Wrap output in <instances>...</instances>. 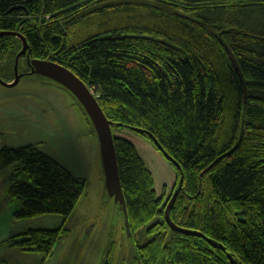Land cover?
Listing matches in <instances>:
<instances>
[{"label":"trees","instance_id":"16d2710c","mask_svg":"<svg viewBox=\"0 0 264 264\" xmlns=\"http://www.w3.org/2000/svg\"><path fill=\"white\" fill-rule=\"evenodd\" d=\"M6 54L68 68L112 130L155 138L178 164L168 160L176 180L157 197L135 145L113 135L128 229L151 233L135 263L232 264L228 253L264 264V0H0V61ZM14 164V214L65 220L84 179L33 143L0 148V166ZM174 190L170 219L218 246L167 224ZM64 231V221L29 228L15 243L44 262Z\"/></svg>","mask_w":264,"mask_h":264},{"label":"rangeland","instance_id":"374dc122","mask_svg":"<svg viewBox=\"0 0 264 264\" xmlns=\"http://www.w3.org/2000/svg\"><path fill=\"white\" fill-rule=\"evenodd\" d=\"M6 75L17 78L16 82H7L2 78ZM0 79V148L33 143L85 181L65 220L58 213L20 218L14 212L21 201L7 191L15 164L0 166V264H106V255L108 264H138L136 247L151 233L145 227L129 233L123 210L106 181L97 131L80 102L59 82L31 72L22 57L4 55ZM112 132L135 145L152 173L156 196L167 197L176 180L175 167L139 131L114 126ZM22 177L28 181L23 173ZM63 221L66 231L44 262L38 252L21 250L7 241L15 234H19L17 240L24 238L29 228H55Z\"/></svg>","mask_w":264,"mask_h":264},{"label":"water","instance_id":"95a60500","mask_svg":"<svg viewBox=\"0 0 264 264\" xmlns=\"http://www.w3.org/2000/svg\"><path fill=\"white\" fill-rule=\"evenodd\" d=\"M26 48V44L23 40V47L19 51V54L24 51ZM28 65L30 66V71L39 73L45 76H48L55 81L59 82L65 88H67L72 95L80 102L86 113L89 115L99 137L105 174H106V181L109 187L110 192L115 196V199L119 202L124 216L126 217V206L125 200L122 192V188L120 185L119 175H118V168L116 162V152L115 146L113 141V132L112 127L108 119L106 118L105 114L103 113L102 109L100 108L96 96L90 90V87L87 86L80 78H78L71 70L68 68L52 61V60H45V59H30L28 60ZM16 79H13V83L16 82ZM2 82V80L0 79ZM8 82V81H7ZM5 83V82H4ZM7 84V83H5ZM154 145L157 149L163 154V156L173 162L176 166L178 164L163 150L160 144L156 141L155 138L152 137ZM177 194V190H174L170 199L167 202V205L164 209V218L167 224L173 229L178 230L186 234H192L197 236H203L200 232L188 228H183L176 225L169 216V210L172 202L174 201ZM126 221V218H125ZM126 226L128 228V224L126 222ZM129 233L130 230L128 229ZM212 246H218L217 242L211 238L203 236ZM54 246V245H53ZM219 247L222 248L220 245ZM51 249V253L53 251ZM227 257L229 258L232 264H237L236 261L232 258L230 254L227 253ZM106 260V259H105Z\"/></svg>","mask_w":264,"mask_h":264},{"label":"flooded vegetation","instance_id":"af4514ba","mask_svg":"<svg viewBox=\"0 0 264 264\" xmlns=\"http://www.w3.org/2000/svg\"><path fill=\"white\" fill-rule=\"evenodd\" d=\"M16 235V234H15ZM9 239H11V237L9 238ZM9 239H7V241H9V243L10 244H16L15 242H18V241H21V239L22 238H20V239H15V238H12V241L11 240H9ZM17 245V244H16ZM18 246V245H17ZM21 250H22V248L20 247V246H18ZM106 264H107V262H106Z\"/></svg>","mask_w":264,"mask_h":264}]
</instances>
